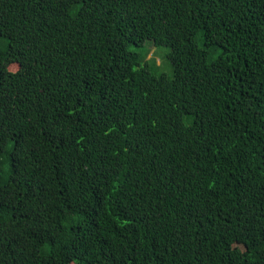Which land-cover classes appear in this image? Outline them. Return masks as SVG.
<instances>
[{"label":"trees","instance_id":"obj_1","mask_svg":"<svg viewBox=\"0 0 264 264\" xmlns=\"http://www.w3.org/2000/svg\"><path fill=\"white\" fill-rule=\"evenodd\" d=\"M0 264H264V0H0Z\"/></svg>","mask_w":264,"mask_h":264},{"label":"rangeland","instance_id":"obj_2","mask_svg":"<svg viewBox=\"0 0 264 264\" xmlns=\"http://www.w3.org/2000/svg\"><path fill=\"white\" fill-rule=\"evenodd\" d=\"M150 41H147L144 46H132V49L137 51L143 52L145 50H150V53L147 57L149 59L153 56V53L156 52V56H154L155 64L159 65L160 67L157 68L159 73H167L169 75L173 74V67L171 65L170 60L168 59V53L170 52V48L167 46H153L151 45Z\"/></svg>","mask_w":264,"mask_h":264}]
</instances>
